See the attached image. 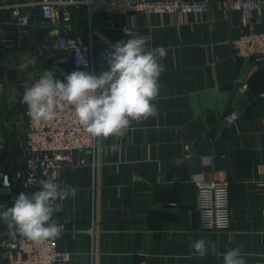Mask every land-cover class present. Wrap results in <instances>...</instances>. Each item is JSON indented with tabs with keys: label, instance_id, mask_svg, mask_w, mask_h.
Here are the masks:
<instances>
[{
	"label": "crops",
	"instance_id": "crops-1",
	"mask_svg": "<svg viewBox=\"0 0 264 264\" xmlns=\"http://www.w3.org/2000/svg\"><path fill=\"white\" fill-rule=\"evenodd\" d=\"M42 0H0V168H22L26 137L25 86L53 67L71 73V57L55 45L57 35L88 41L94 33L95 72L106 70L111 46L136 36L167 55L153 103L155 118L122 139L97 138L96 148L76 156L60 173V186L76 189L53 219L66 225L58 237L73 264H223V254L239 247L246 264H264V62L234 55L232 41L242 33L239 11L225 12L222 0H209L208 11L188 15L132 14L120 0H98L90 9L72 8L64 22L43 19ZM14 9L28 15L24 28ZM264 30V16L254 15ZM15 47L1 52L4 40ZM56 78H64L61 71ZM240 82L229 113L222 119ZM190 147L193 160L184 157ZM224 172L230 183L231 225L226 231L199 227L194 178ZM24 189L14 182L3 210ZM90 230L92 232H90ZM9 233L0 221V237ZM211 242L201 258L191 245ZM4 261L0 249V264Z\"/></svg>",
	"mask_w": 264,
	"mask_h": 264
},
{
	"label": "built area",
	"instance_id": "built-area-1",
	"mask_svg": "<svg viewBox=\"0 0 264 264\" xmlns=\"http://www.w3.org/2000/svg\"><path fill=\"white\" fill-rule=\"evenodd\" d=\"M120 1L127 5L132 14L188 15L207 12L209 0ZM97 2L98 0H42L38 4L44 20L56 19L60 11L64 22H69L72 8L90 9ZM221 6L227 13L239 11L243 16L242 33L239 38L232 41L234 55L240 59L264 62V30H258L253 20L255 14L264 16V0H222ZM3 8L0 5V12ZM13 13L17 25L24 28L29 21L28 15H21L19 9H14ZM93 35L94 33L91 32L88 41H84L79 36L55 37L57 50L70 54L73 70L95 72L96 48ZM73 44L79 49V53L72 49ZM14 47L13 40H4L1 52L4 53ZM78 55L87 61L86 66L77 63ZM58 79L64 80V78ZM36 80L31 81L29 86ZM259 96L264 99V92ZM26 117V137L22 148L24 165L13 171L0 168V202L13 193L14 182L19 183L24 189L37 190L42 179H51L60 185L61 171L76 162L78 165L85 164V159L79 158L77 161L76 156L96 148L97 138L85 132L73 116L71 107H66L52 121L36 122L27 115L26 106ZM225 119L228 123H233L237 119V114L228 113ZM186 149L188 154L184 157V161L188 163L193 160V155L189 146H186ZM194 183L200 229L228 230L231 225V210L230 183L226 174L217 172L210 180L202 175L197 176L194 178ZM0 208H2L1 203ZM203 218L206 227H202ZM56 223L60 226L61 233L67 230L65 224ZM0 249L4 257L2 264H73L71 255L60 250L58 238L36 243L19 234L8 233L0 237Z\"/></svg>",
	"mask_w": 264,
	"mask_h": 264
},
{
	"label": "clouds",
	"instance_id": "clouds-1",
	"mask_svg": "<svg viewBox=\"0 0 264 264\" xmlns=\"http://www.w3.org/2000/svg\"><path fill=\"white\" fill-rule=\"evenodd\" d=\"M72 49L79 53L75 44ZM166 55L163 46L148 47L144 36L120 40L104 55L106 70H74L68 74L55 67L44 70L34 83L25 86L21 102L33 121H52L71 107L75 119L92 137L122 139L133 122L140 124L158 115L153 101L160 92L159 78L164 71L161 59ZM77 63L87 65L79 55ZM57 71H61L64 80L56 78ZM75 193L72 186L62 187L51 179H42L39 190L19 193L11 206L0 210V221L10 234L36 243L58 238L61 228L53 216L62 211L63 202ZM206 226L203 218L202 227ZM210 246L211 242L203 238L191 245L201 258L208 254ZM223 264H246V260L236 247L223 254Z\"/></svg>",
	"mask_w": 264,
	"mask_h": 264
},
{
	"label": "water",
	"instance_id": "water-1",
	"mask_svg": "<svg viewBox=\"0 0 264 264\" xmlns=\"http://www.w3.org/2000/svg\"><path fill=\"white\" fill-rule=\"evenodd\" d=\"M240 87H241V83L238 82V83L236 84V86H235V89H234V92H233L232 98H231V100H230V102H229V104H228V106H227V108H226V110H225L223 116L221 117L222 119H224V118L226 117V115L229 113V111H230V109H231L232 101H233V99H234V96H235L236 92L238 91V89H239Z\"/></svg>",
	"mask_w": 264,
	"mask_h": 264
}]
</instances>
